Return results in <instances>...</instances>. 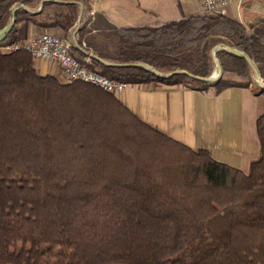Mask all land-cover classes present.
Instances as JSON below:
<instances>
[{"label": "trees", "instance_id": "trees-1", "mask_svg": "<svg viewBox=\"0 0 264 264\" xmlns=\"http://www.w3.org/2000/svg\"><path fill=\"white\" fill-rule=\"evenodd\" d=\"M57 1L73 3L45 1L38 14L17 9L16 23L71 37L78 5ZM40 2L0 0V31L16 4L37 10ZM99 19L95 12L77 32L88 53L186 72L161 78L90 58L89 69L114 81L213 95L249 87L253 69L226 51L217 53L223 72L241 81L190 76L211 74L220 44L248 55L264 81L263 25L207 14L158 27L104 20L109 32L89 37ZM16 40L13 27L3 42ZM73 51L85 61L78 46ZM256 129L260 153L245 172L145 124L116 94L43 76L28 52L0 50V264H264V113Z\"/></svg>", "mask_w": 264, "mask_h": 264}, {"label": "crops", "instance_id": "crops-1", "mask_svg": "<svg viewBox=\"0 0 264 264\" xmlns=\"http://www.w3.org/2000/svg\"><path fill=\"white\" fill-rule=\"evenodd\" d=\"M75 3L79 11L70 38L76 46L80 45L74 32L90 17L91 9L101 14L103 19L97 20L99 29L89 37L109 32L104 20L117 28L158 27L205 14L199 0H76ZM224 15L249 29L263 25L264 0H235L226 8ZM14 30L19 42L45 31L64 37L61 28L45 29L27 21L16 23ZM80 50L85 55L88 53L85 49ZM53 67L52 72H48L49 67L44 63L37 68L41 75H55L61 80L60 69ZM261 90L257 81L247 88L230 87L218 95L186 87L128 85L117 96L145 124L193 150L206 149L214 160L247 172L251 161L260 153L256 122L264 113Z\"/></svg>", "mask_w": 264, "mask_h": 264}, {"label": "built area", "instance_id": "built-area-1", "mask_svg": "<svg viewBox=\"0 0 264 264\" xmlns=\"http://www.w3.org/2000/svg\"><path fill=\"white\" fill-rule=\"evenodd\" d=\"M95 2L100 0H94ZM202 4L205 14L210 16L224 15L226 8L235 0H199ZM90 17L93 18L95 11H89ZM75 42L70 37L57 36L48 31L42 32L27 41L6 44L0 42V50L6 53L16 51L28 52L35 60H42L45 62L55 64L61 71V81L67 84L74 82H85L94 85L103 91L113 94H121L124 92L128 84L114 81L97 71L91 70L87 67L90 61L89 54L84 62L73 51ZM84 50L86 44L78 46Z\"/></svg>", "mask_w": 264, "mask_h": 264}, {"label": "water", "instance_id": "water-1", "mask_svg": "<svg viewBox=\"0 0 264 264\" xmlns=\"http://www.w3.org/2000/svg\"><path fill=\"white\" fill-rule=\"evenodd\" d=\"M45 1H51L54 3H70V2H66V1H57V0H41L40 8L38 10H31L29 7H27L23 4H16L12 9V19H11L10 23L4 29H2L0 31V42H3L6 39L10 30L16 24L15 11L17 9L23 8V9L27 10L28 12H30L31 14H38L43 9ZM79 4L82 5L81 3H79ZM262 24L264 25V20L262 21ZM78 29H79V27L77 26V28L74 32L75 36H76V33L78 32ZM219 51H226V52H229L235 56H238V57L246 60L254 71L255 78H256L258 85L260 86L261 89H264V81L261 79L260 74H259L254 62L250 59V57L248 55H246L244 52L237 50L235 48H232L226 44H220L212 50V53H211L212 59L216 65V68L208 77H200V76H193V75H190V76L193 79L200 80V81L207 82V83H211V84H214L217 81H219L220 79H222L224 76V72H223L222 66L220 64V61L217 58V53ZM89 57L95 58V59L99 60L103 65L110 66V67H133V66L142 67V68H145L146 70L156 74L157 76H159L161 78H169L175 73H186L185 71H180V70L175 71V72H171V73H163V72L158 71L157 69H155L154 67H152L151 65L146 64V63H140V62H136V63H112V62L104 61V60L98 58L97 56H95L93 54H89Z\"/></svg>", "mask_w": 264, "mask_h": 264}, {"label": "rangeland", "instance_id": "rangeland-1", "mask_svg": "<svg viewBox=\"0 0 264 264\" xmlns=\"http://www.w3.org/2000/svg\"><path fill=\"white\" fill-rule=\"evenodd\" d=\"M108 46H109L110 48H113V47H112V44L109 43V42H108ZM43 63H44V64H47V66L49 67L48 72H52V71L54 70V67H53V66H56V65L53 64V63H45V61H42V60H35V64H36L37 67H39L40 64H43ZM215 68H216V65H215V63L213 62V63H212V72L215 70ZM212 72H211V73H212ZM224 77H226V78H231V79L238 80V81H241V80H242L241 77H238V76H236L235 74L224 73ZM254 82H256L255 79H254L253 83H254Z\"/></svg>", "mask_w": 264, "mask_h": 264}]
</instances>
